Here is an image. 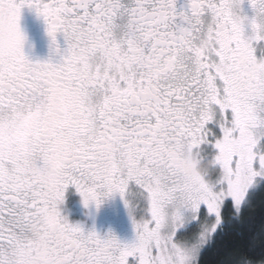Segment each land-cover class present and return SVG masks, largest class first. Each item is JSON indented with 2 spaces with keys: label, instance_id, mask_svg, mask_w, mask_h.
<instances>
[{
  "label": "snow or ice",
  "instance_id": "snow-or-ice-1",
  "mask_svg": "<svg viewBox=\"0 0 264 264\" xmlns=\"http://www.w3.org/2000/svg\"><path fill=\"white\" fill-rule=\"evenodd\" d=\"M0 0V264H201L218 234L239 224L264 191V103L236 80L241 50L264 55V0ZM46 24L58 63L23 52L21 9ZM190 69L180 79L157 62ZM120 64L125 71L115 73ZM211 159L197 183L183 178L170 150ZM59 158L51 182L33 164ZM144 216L136 238L85 231L61 215L72 186L97 208L129 182ZM49 224L42 261L25 225ZM220 264H264V222Z\"/></svg>",
  "mask_w": 264,
  "mask_h": 264
},
{
  "label": "clouds",
  "instance_id": "clouds-1",
  "mask_svg": "<svg viewBox=\"0 0 264 264\" xmlns=\"http://www.w3.org/2000/svg\"><path fill=\"white\" fill-rule=\"evenodd\" d=\"M239 71L236 74L237 82L247 88L251 98L257 103H264V55L253 57L247 50H241L235 60ZM157 68H163L183 79L188 75L190 69L181 66L172 59L158 61ZM113 71L117 74L125 71V66L117 64ZM171 163L178 170V173L186 180L197 183L202 177L210 174L213 161L200 158L197 153L188 150H170ZM64 167L63 161L59 158H52L43 161L41 164H33L29 175L34 182H51L56 179ZM26 238L35 246L42 261H46L49 255L48 232L49 224L43 217L29 222L25 225Z\"/></svg>",
  "mask_w": 264,
  "mask_h": 264
},
{
  "label": "flooded vegetation",
  "instance_id": "flooded-vegetation-1",
  "mask_svg": "<svg viewBox=\"0 0 264 264\" xmlns=\"http://www.w3.org/2000/svg\"><path fill=\"white\" fill-rule=\"evenodd\" d=\"M186 0H177L178 10L181 8H186ZM243 13L251 17L254 13L248 3V0H244L242 4ZM19 27L23 33L25 40L23 45V52L26 58L31 62H46L51 61L52 63H58L62 59V52L66 48L64 36L62 34H57V42L60 46L61 53H57L51 43V39L46 31V24L42 17L38 16L34 8L24 6L21 9V15L19 19ZM70 195L75 194L78 198V193L76 189L72 186L67 188ZM139 189L135 182L130 181L128 192L126 193L125 199L129 201V204L132 205L135 201L133 198L138 196ZM136 195V196H135ZM124 201L121 199L119 193H116L106 199L99 206L105 209V215L108 217L106 220L99 224V229L97 233L100 236H106L109 233L114 234L122 243H131L132 239L135 238L132 236V231L129 228V224L124 220ZM135 205V209L138 207ZM86 218V217H85ZM85 223L81 224L87 231L92 230V227L88 228V225H92L90 220L83 221ZM82 222V223H83ZM100 223V221H99ZM134 264V262H130Z\"/></svg>",
  "mask_w": 264,
  "mask_h": 264
},
{
  "label": "trees",
  "instance_id": "trees-1",
  "mask_svg": "<svg viewBox=\"0 0 264 264\" xmlns=\"http://www.w3.org/2000/svg\"><path fill=\"white\" fill-rule=\"evenodd\" d=\"M262 222H264V191L255 194L239 224H234L217 235L215 243L205 249L201 264H220L233 248L244 246L249 236V229L258 228Z\"/></svg>",
  "mask_w": 264,
  "mask_h": 264
},
{
  "label": "rangeland",
  "instance_id": "rangeland-1",
  "mask_svg": "<svg viewBox=\"0 0 264 264\" xmlns=\"http://www.w3.org/2000/svg\"><path fill=\"white\" fill-rule=\"evenodd\" d=\"M133 200L135 201L134 203L137 204L138 207H142V209L136 208V210L133 211L132 216L130 217L129 209L125 207V203H124L123 204L124 216H125L124 220L129 224V228L132 231V236L134 238H136V234H135L133 222H132L133 217L137 221H139L142 218V216H144L145 214L143 211L142 200L139 197V195L136 196V198H133ZM134 203H132V205ZM59 208L61 211V215L65 216L70 223L84 224L85 225V223L83 221L90 220L92 225L91 224L88 225L89 226L88 228L92 227V229H94L96 232L99 229V224L101 225V222L108 218L104 214L105 209H103L101 207L97 208L94 204H90L88 207H85L83 202H82V198H81L80 194L78 193V198H77L75 196V194L70 195L68 190H66V192H65L64 202L61 205H59ZM99 221H100V223H99ZM85 231H87V230L85 229ZM133 241L134 240L132 239V242Z\"/></svg>",
  "mask_w": 264,
  "mask_h": 264
}]
</instances>
